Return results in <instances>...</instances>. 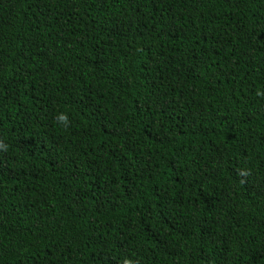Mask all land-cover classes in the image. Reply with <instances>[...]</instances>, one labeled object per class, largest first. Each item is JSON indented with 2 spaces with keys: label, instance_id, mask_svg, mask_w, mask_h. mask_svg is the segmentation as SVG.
<instances>
[{
  "label": "trees",
  "instance_id": "1",
  "mask_svg": "<svg viewBox=\"0 0 264 264\" xmlns=\"http://www.w3.org/2000/svg\"><path fill=\"white\" fill-rule=\"evenodd\" d=\"M0 145V264H264V0H0Z\"/></svg>",
  "mask_w": 264,
  "mask_h": 264
},
{
  "label": "clouds",
  "instance_id": "2",
  "mask_svg": "<svg viewBox=\"0 0 264 264\" xmlns=\"http://www.w3.org/2000/svg\"><path fill=\"white\" fill-rule=\"evenodd\" d=\"M55 120L61 127H67L69 123L68 115L64 112H58L55 116ZM0 147H7L6 145H0ZM122 264H133V261L125 258L122 261Z\"/></svg>",
  "mask_w": 264,
  "mask_h": 264
}]
</instances>
